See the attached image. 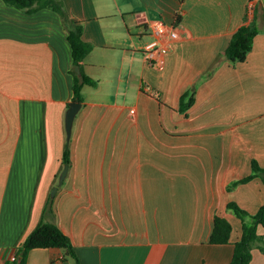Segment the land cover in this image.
I'll use <instances>...</instances> for the list:
<instances>
[{"label": "crops", "instance_id": "obj_1", "mask_svg": "<svg viewBox=\"0 0 264 264\" xmlns=\"http://www.w3.org/2000/svg\"><path fill=\"white\" fill-rule=\"evenodd\" d=\"M63 2L93 45L83 70L99 80L84 86L70 140V26L54 9L0 0V264L50 198L46 219L71 236L81 264H230L243 223L228 203L264 205L260 176L228 189L254 159L264 166V0ZM160 19L179 36L157 66L145 46ZM251 22L253 48L233 64L224 52ZM187 91L195 102L184 113ZM216 214L231 221L232 243L210 242ZM28 264L77 263L64 249L35 248ZM251 264H264L260 248Z\"/></svg>", "mask_w": 264, "mask_h": 264}, {"label": "trees", "instance_id": "obj_2", "mask_svg": "<svg viewBox=\"0 0 264 264\" xmlns=\"http://www.w3.org/2000/svg\"><path fill=\"white\" fill-rule=\"evenodd\" d=\"M5 2L30 13L47 7L54 9L63 16L66 24L70 26L68 39L73 49L74 65L81 66L83 71V75L79 76L75 68L71 69V73L74 76L72 85L73 101L84 102V86H97L99 81L87 75L83 70V62L92 51L93 45L83 38L82 24L70 17L63 0H5ZM180 21L181 16L179 15L177 23ZM176 24L175 27L177 26ZM258 32L259 29L255 23L251 22L241 25L234 32L224 52L226 59L233 64L246 61ZM194 102V92L187 91L181 97L180 111L186 113ZM71 153V142L68 141L64 150L63 167L66 164H71ZM259 176L264 180V166H261L259 161L254 159L252 172L230 183L228 189L232 190L239 184L249 182ZM52 203L53 199L50 198L44 209L42 220L29 233L24 242L16 248L14 258L8 259L4 264H28L29 253L35 248L64 249L65 257L72 256L77 264H81L71 236L59 224L46 219L47 213L52 210ZM227 207L240 217L243 223L241 238L234 242V254L230 264H251L255 248H260L264 252V234L259 232V227H264V205L256 213L248 211L236 201L229 202ZM232 231L233 225L231 221L220 214H216L210 242L214 244L232 243Z\"/></svg>", "mask_w": 264, "mask_h": 264}, {"label": "built area", "instance_id": "obj_3", "mask_svg": "<svg viewBox=\"0 0 264 264\" xmlns=\"http://www.w3.org/2000/svg\"><path fill=\"white\" fill-rule=\"evenodd\" d=\"M154 32H155L156 38L153 41L146 44L145 55H146V58L152 64L157 65V66H162L163 59L161 56L164 53L168 52L170 48V41L172 39L177 38L179 34L174 24L164 19H160L156 21ZM165 37L167 39L166 42H164Z\"/></svg>", "mask_w": 264, "mask_h": 264}, {"label": "water", "instance_id": "obj_4", "mask_svg": "<svg viewBox=\"0 0 264 264\" xmlns=\"http://www.w3.org/2000/svg\"><path fill=\"white\" fill-rule=\"evenodd\" d=\"M75 70L77 71L79 76L83 75V71L81 69V66L76 65L75 66ZM82 107V102H78V101H72L70 102V106L68 108L67 111V115H66V129H67V134H68V139L70 140L72 137V131H73V126H74V121L76 118V115L78 114L79 110ZM69 171V164H66L61 176H60V185L64 182L67 174ZM58 189V186H55L52 192V195H55L56 191Z\"/></svg>", "mask_w": 264, "mask_h": 264}, {"label": "rangeland", "instance_id": "obj_5", "mask_svg": "<svg viewBox=\"0 0 264 264\" xmlns=\"http://www.w3.org/2000/svg\"><path fill=\"white\" fill-rule=\"evenodd\" d=\"M99 81V80H98Z\"/></svg>", "mask_w": 264, "mask_h": 264}]
</instances>
